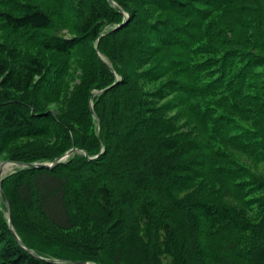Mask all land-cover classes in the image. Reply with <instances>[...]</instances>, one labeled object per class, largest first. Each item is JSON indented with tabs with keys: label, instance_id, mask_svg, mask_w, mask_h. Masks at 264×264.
I'll list each match as a JSON object with an SVG mask.
<instances>
[{
	"label": "trees",
	"instance_id": "trees-1",
	"mask_svg": "<svg viewBox=\"0 0 264 264\" xmlns=\"http://www.w3.org/2000/svg\"><path fill=\"white\" fill-rule=\"evenodd\" d=\"M45 1L0 0V30L63 59L90 46L107 79L81 122L41 112L35 90L58 68L0 44V153L52 137L17 162L77 150L3 181L23 245L2 215L0 264H264V137L234 149L259 171L214 138L264 130V0H239L226 27L214 14L234 0Z\"/></svg>",
	"mask_w": 264,
	"mask_h": 264
},
{
	"label": "rangeland",
	"instance_id": "rangeland-1",
	"mask_svg": "<svg viewBox=\"0 0 264 264\" xmlns=\"http://www.w3.org/2000/svg\"><path fill=\"white\" fill-rule=\"evenodd\" d=\"M29 1L33 4L48 5L45 0H23ZM127 1V0H125ZM240 6L239 0H234L228 9L221 10L214 14L217 21L223 26H229L233 24L237 17L243 18L240 13H237ZM63 35L67 33L62 32ZM0 44L17 45L22 54L26 57H39L52 71H55L51 75L52 79L49 85L41 84L38 90H35V99L38 110L48 111L53 110L57 113L59 110L63 112H69V114L75 115L76 119H80L81 112L88 106L93 107L92 95L98 92L97 85L107 79L102 72L101 64L98 59L92 55V48L90 46L79 48L73 56L63 59L54 53H46L40 51L38 46L33 43H26L20 39L17 35H12L8 32L0 30ZM92 46H96L93 42ZM101 57V55L99 56ZM107 60V59H106ZM67 61V63H65ZM219 110L218 113H222L220 107H214ZM82 119H80L81 122ZM254 124V123H253ZM245 121H235L233 127H227L222 129H215L214 138H217L215 143L221 149L226 150L229 157L235 161H232V165H239L244 167L245 165L251 167L255 171H259L262 165L257 161L255 157L248 156L249 154L236 151L239 143L244 144V141H253V133L257 132L259 136L264 137V130L260 129L255 124ZM57 138V137H56ZM59 139V138H58ZM54 148V139H32V140H11L3 144L2 151L0 153V217L3 215L5 219H8V213L5 206L3 196L6 197L3 189V181L8 183L9 179L22 167H19L16 163L17 160L26 158L33 152L43 146L50 148L51 145ZM247 144V143H245ZM262 144V143H259ZM244 147H246L244 145ZM239 149V148H238ZM231 154V155H230ZM255 156V155H254ZM37 163L48 164V161H38ZM264 167V166H263ZM8 201V199L6 198ZM96 264V263H91Z\"/></svg>",
	"mask_w": 264,
	"mask_h": 264
},
{
	"label": "water",
	"instance_id": "water-1",
	"mask_svg": "<svg viewBox=\"0 0 264 264\" xmlns=\"http://www.w3.org/2000/svg\"><path fill=\"white\" fill-rule=\"evenodd\" d=\"M106 90L102 91V92H105ZM76 151L75 148H73L71 151L67 152L63 157L57 159L52 165L50 166H53L55 163H61L63 161L66 160V158L70 157L74 152ZM19 167H23V168H33V167H43L45 166L44 164H38V163H21V162H17L16 163ZM4 198V201H5V205H6V208H7V211L9 213V226H10V229L13 230V219H12V214H11V209H10V205H9V202L6 200V197L3 196ZM15 235V234H14ZM16 236V235H15ZM17 238V236H16ZM18 242L23 245V243L19 240V238H17ZM35 255V254H34ZM36 256V255H35ZM53 262H56V261H53ZM65 262V261H64ZM62 263V262H61ZM72 264H89L88 262H71Z\"/></svg>",
	"mask_w": 264,
	"mask_h": 264
},
{
	"label": "bare ground",
	"instance_id": "bare-ground-1",
	"mask_svg": "<svg viewBox=\"0 0 264 264\" xmlns=\"http://www.w3.org/2000/svg\"><path fill=\"white\" fill-rule=\"evenodd\" d=\"M149 65V64H148Z\"/></svg>",
	"mask_w": 264,
	"mask_h": 264
}]
</instances>
